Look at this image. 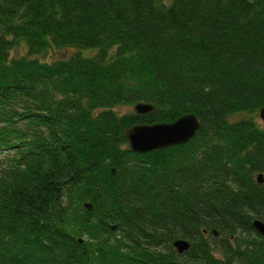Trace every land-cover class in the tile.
Instances as JSON below:
<instances>
[{
  "label": "trees",
  "instance_id": "obj_1",
  "mask_svg": "<svg viewBox=\"0 0 264 264\" xmlns=\"http://www.w3.org/2000/svg\"><path fill=\"white\" fill-rule=\"evenodd\" d=\"M263 105L264 0H0V264H264Z\"/></svg>",
  "mask_w": 264,
  "mask_h": 264
},
{
  "label": "water",
  "instance_id": "obj_2",
  "mask_svg": "<svg viewBox=\"0 0 264 264\" xmlns=\"http://www.w3.org/2000/svg\"><path fill=\"white\" fill-rule=\"evenodd\" d=\"M155 107L150 103L139 102L133 106L134 112L144 114L154 110ZM258 117L264 124V105L258 111ZM200 127L197 116L193 113L184 114L173 122H159L152 124H136L125 131V138L132 152L146 153L151 150H160L175 145L184 144L189 141ZM257 182H263V174L256 176ZM87 209L91 204H84ZM252 225L255 230L264 236V222L254 219ZM116 226L112 225L114 229ZM216 234V231H213ZM178 252H183L189 248V243L184 239H177L172 243Z\"/></svg>",
  "mask_w": 264,
  "mask_h": 264
},
{
  "label": "rangeland",
  "instance_id": "obj_3",
  "mask_svg": "<svg viewBox=\"0 0 264 264\" xmlns=\"http://www.w3.org/2000/svg\"><path fill=\"white\" fill-rule=\"evenodd\" d=\"M78 49L72 47V46H66L63 47L61 49H51L49 52H47L44 56L38 55V58L43 60V61H47L50 62L52 60L55 59H64L70 55H72L74 52H76ZM96 51V48H83L80 49L79 52L83 55V56H89L92 53H94ZM26 53V46L24 43H20L18 46L14 47L11 50V55L12 56H19V55H23ZM114 111H116L119 114L125 113V112H129L133 110V105H118L116 107L113 108ZM246 116L245 113H239L236 114L234 116H231V119H240L241 117ZM260 120V119H259ZM262 123V121H260ZM263 124V123H262ZM12 152H10L9 154H11ZM8 154V152H4L2 154H0V156H6Z\"/></svg>",
  "mask_w": 264,
  "mask_h": 264
}]
</instances>
